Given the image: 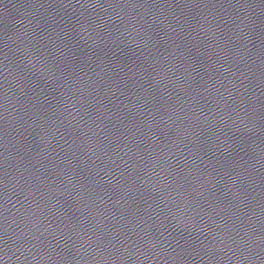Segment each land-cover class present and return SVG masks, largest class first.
<instances>
[{
  "label": "water",
  "instance_id": "95a60500",
  "mask_svg": "<svg viewBox=\"0 0 264 264\" xmlns=\"http://www.w3.org/2000/svg\"><path fill=\"white\" fill-rule=\"evenodd\" d=\"M0 264H264V0H0Z\"/></svg>",
  "mask_w": 264,
  "mask_h": 264
}]
</instances>
